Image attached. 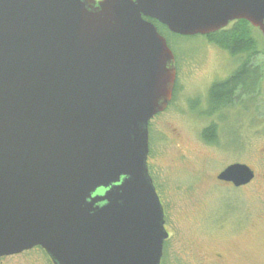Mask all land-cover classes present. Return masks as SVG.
Returning a JSON list of instances; mask_svg holds the SVG:
<instances>
[{"label":"water","instance_id":"obj_1","mask_svg":"<svg viewBox=\"0 0 264 264\" xmlns=\"http://www.w3.org/2000/svg\"><path fill=\"white\" fill-rule=\"evenodd\" d=\"M148 20L181 37L245 21L264 37V0H0V257L160 264L148 125L176 69ZM254 178L240 163L216 177Z\"/></svg>","mask_w":264,"mask_h":264},{"label":"rangeland","instance_id":"obj_2","mask_svg":"<svg viewBox=\"0 0 264 264\" xmlns=\"http://www.w3.org/2000/svg\"><path fill=\"white\" fill-rule=\"evenodd\" d=\"M251 31L258 50L255 81L213 117L204 115L209 88L229 78L239 59L204 36L169 38L176 88L167 109L149 122L147 162L170 234L162 264H264V37ZM212 123L217 144L202 139ZM235 163L255 172L249 185L217 181ZM217 255L222 260L214 263ZM0 264L51 263L34 248Z\"/></svg>","mask_w":264,"mask_h":264},{"label":"trees","instance_id":"obj_3","mask_svg":"<svg viewBox=\"0 0 264 264\" xmlns=\"http://www.w3.org/2000/svg\"><path fill=\"white\" fill-rule=\"evenodd\" d=\"M148 21L151 22L156 27L158 33L166 39L168 46L171 45L169 38L181 37L171 34L164 26L158 24L156 21ZM251 29L252 27L249 23L245 21H236L229 29H223L214 34L204 36L208 42L227 52L231 57L238 58L240 61V64L229 78L222 82L213 83L209 88L208 109L204 114L205 116L213 117L214 114L216 115L228 109L243 96L244 91L254 83L256 76L252 70V58L258 54V50L257 42L252 37ZM216 133V125L212 123L208 128L203 130L202 139L208 144H217L218 138ZM38 250L44 255L40 249Z\"/></svg>","mask_w":264,"mask_h":264},{"label":"flooded vegetation","instance_id":"obj_4","mask_svg":"<svg viewBox=\"0 0 264 264\" xmlns=\"http://www.w3.org/2000/svg\"><path fill=\"white\" fill-rule=\"evenodd\" d=\"M160 202H161V200H160ZM161 204H162V202H161ZM162 207H163V212H164V228H165V230H166V232L168 234V239L163 244V250H164L165 243H167L169 241V239H170V234L168 233V229H167L166 213H165L163 204H162ZM162 257H163V251H162ZM0 260H2V259H0ZM221 260H222V257L220 255H217V256H215L214 263H217L218 261H221ZM160 264H162V258H161Z\"/></svg>","mask_w":264,"mask_h":264}]
</instances>
